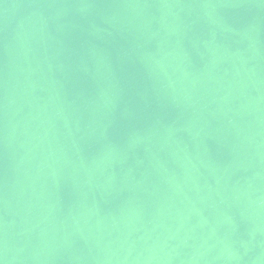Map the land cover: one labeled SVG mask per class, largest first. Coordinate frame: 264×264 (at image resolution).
Wrapping results in <instances>:
<instances>
[{
    "label": "water",
    "instance_id": "water-1",
    "mask_svg": "<svg viewBox=\"0 0 264 264\" xmlns=\"http://www.w3.org/2000/svg\"><path fill=\"white\" fill-rule=\"evenodd\" d=\"M0 264H264V0H0Z\"/></svg>",
    "mask_w": 264,
    "mask_h": 264
}]
</instances>
